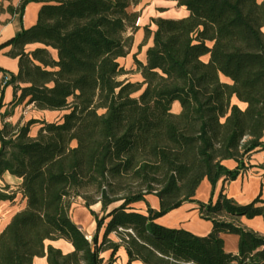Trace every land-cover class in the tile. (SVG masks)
<instances>
[{
	"label": "trees",
	"instance_id": "16d2710c",
	"mask_svg": "<svg viewBox=\"0 0 264 264\" xmlns=\"http://www.w3.org/2000/svg\"><path fill=\"white\" fill-rule=\"evenodd\" d=\"M170 1L189 16L152 19L157 29L145 28L144 44L153 35V45L146 63L134 56L135 70L120 59L131 53L129 33L140 17L131 8L140 0H22L8 8L22 21L29 3L44 4L35 26L0 46H12L9 56L19 59L6 83L13 103L64 114L0 129V180L6 173L22 179L26 201L0 235V264H116L121 248L127 264H264V237L240 221L264 219L260 198L238 205L221 194L200 203L213 223L205 237L155 222L195 202L205 179L213 192L220 180H236L245 159L264 150V1ZM134 73L142 82L120 80ZM35 124L41 128L31 137ZM228 160L238 166L226 168ZM153 194L160 210L132 208ZM77 198L96 221L92 241L72 220ZM14 199L0 187V202ZM97 204L101 215L92 210ZM223 234L239 237L237 254L226 251ZM59 240L73 251L49 244Z\"/></svg>",
	"mask_w": 264,
	"mask_h": 264
},
{
	"label": "crops",
	"instance_id": "0c3cea01",
	"mask_svg": "<svg viewBox=\"0 0 264 264\" xmlns=\"http://www.w3.org/2000/svg\"><path fill=\"white\" fill-rule=\"evenodd\" d=\"M21 1L22 0H0V6L3 8L2 11L0 9V46L7 45V43L13 40L20 32L30 29L37 24L39 12L44 4L38 2L29 3L26 6L21 21L19 13L12 14L8 10L9 7L17 9ZM263 1L264 0H262V2ZM131 10L132 12L139 13L140 17L137 23L138 30L134 33H129L134 39L131 53L126 58L120 59V64L127 70L136 69L134 65L135 55L141 62L146 63L147 51L153 45V35L150 36L148 41L144 44L146 35L145 28L149 27L152 33L157 29L156 25L152 23V19L162 18L178 20L189 16V12L186 8H179L176 2L170 0H140V3L133 6ZM38 47L39 45H29L26 47V50L33 51ZM11 50L12 46H6L0 50V67L3 69V71H0V129H2L5 124L11 126L20 125L22 127L30 120L54 122L60 112L41 111L26 102L20 104L13 103L14 88L12 85L6 84L5 79L11 77V74L16 75L18 73L19 59L9 56L8 53ZM203 60L208 62L209 56H205ZM130 77L134 79H129ZM125 78L133 82H142L143 80L140 73H134L125 76ZM222 79L226 83H231V81L225 77ZM240 106L243 107L244 105L240 104ZM180 111V103L175 102L173 104V112L178 114ZM40 128V124L33 125L31 127L30 136L36 137ZM223 164L230 170H234L238 166L235 160H228ZM245 167L246 169L236 180L230 183L224 182L223 179L220 180L214 192L210 182L205 179L197 190L195 202H186L179 208L157 219L155 222L170 229H184L200 237L209 235L213 229V223L202 218L200 203L208 204L211 200L213 203H216L221 194L234 200L238 205H248L257 198L264 201V150L259 148L253 152L250 157L246 158ZM22 183V179L12 176L9 173L4 174L0 180V187L8 186L10 192L15 194L14 200L0 202V217L4 218L3 225L0 224V235L4 232L12 217L26 206V201L23 198L21 190ZM147 203L152 209L156 211L160 210V200L157 197L147 196ZM95 206H100L98 208H100L101 211L100 204ZM93 207L92 210L100 214V212ZM132 208L138 212L147 214L148 205L145 202L137 203L134 204ZM11 212H14L12 216L9 215ZM71 217L86 236L93 237L97 233L96 221L85 205L76 208L74 205V208L71 210ZM240 221L244 228L254 231L264 237L263 217L258 216L253 219L242 217ZM103 234L104 229L99 232V241H101ZM110 238L116 242L119 241L115 234H112ZM222 238L225 242L226 251L228 253L237 254L239 237L233 234H223ZM49 244L62 250L64 254L73 251L72 245L64 240L50 242ZM102 256L108 260L111 256V252H105ZM117 257L118 260L116 264H127L129 260L124 248L119 250ZM34 264H48V262L46 258H37ZM133 264L143 263L135 261Z\"/></svg>",
	"mask_w": 264,
	"mask_h": 264
},
{
	"label": "rangeland",
	"instance_id": "374dc122",
	"mask_svg": "<svg viewBox=\"0 0 264 264\" xmlns=\"http://www.w3.org/2000/svg\"><path fill=\"white\" fill-rule=\"evenodd\" d=\"M260 2H262V0H259ZM39 16V15H38ZM124 78L125 77H121L120 78V80H124ZM132 77H130L129 79H131ZM132 79H134V78H132ZM63 114H64V112H60V114H58V116H57V118L54 120V122H58V121H60L61 120V118H62V116H63ZM149 196H151V197H157L156 195H149ZM158 198V197H157ZM159 199V198H158ZM160 200V199H159ZM146 201H147V197H146ZM18 203V202H17ZM139 203H144V202H139ZM146 204H148L147 202H145ZM21 204H22V202H21ZM137 204V203H136ZM74 205H75V208L76 207H78V206H82V205H84V200L82 199V198H77V199H75L74 200V204H73V207L72 208H74ZM117 205H119V204H117ZM117 205H115V206H117ZM19 207H20V205H19ZM98 207H100V206H94L93 208L94 209H97V211H99L100 212V214H101V211H100V208H98ZM13 213L14 212H11V214H9V215H13ZM3 223H4V218L3 217H0V224L1 225H3Z\"/></svg>",
	"mask_w": 264,
	"mask_h": 264
},
{
	"label": "built area",
	"instance_id": "2783aa9c",
	"mask_svg": "<svg viewBox=\"0 0 264 264\" xmlns=\"http://www.w3.org/2000/svg\"><path fill=\"white\" fill-rule=\"evenodd\" d=\"M9 81V77H7L6 79H5V83H7ZM87 239L89 240V241H92V237L91 236H87Z\"/></svg>",
	"mask_w": 264,
	"mask_h": 264
}]
</instances>
